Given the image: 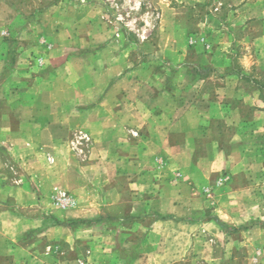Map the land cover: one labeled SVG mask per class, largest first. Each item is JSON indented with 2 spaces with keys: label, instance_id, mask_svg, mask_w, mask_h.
<instances>
[{
  "label": "rangeland",
  "instance_id": "1",
  "mask_svg": "<svg viewBox=\"0 0 264 264\" xmlns=\"http://www.w3.org/2000/svg\"><path fill=\"white\" fill-rule=\"evenodd\" d=\"M135 262L264 264V0H0V264Z\"/></svg>",
  "mask_w": 264,
  "mask_h": 264
},
{
  "label": "crops",
  "instance_id": "2",
  "mask_svg": "<svg viewBox=\"0 0 264 264\" xmlns=\"http://www.w3.org/2000/svg\"><path fill=\"white\" fill-rule=\"evenodd\" d=\"M24 86H21L20 84L18 85L17 84V82L16 83H14V84H12L11 85V88H13V90L16 92V96L18 97V95L19 94H25L24 96H26L27 95V93H28V91H29V89L27 88L28 86H26L25 84H23ZM21 90H23V92H21ZM27 97V96H26ZM31 97V96H30ZM23 106H24V108L22 107V109L24 110V109H27L28 108V106H29V109H33V105H35V103L33 102V104H32V100H31V98H29V100H27V103L25 102V101H23ZM19 105L18 104H15V100H13L12 102H11V104H10V109H11V111L13 110V109H15L16 107H18ZM25 111V110H24ZM26 114H28V113H25V117H22V121H21V123H22V125H23V127L24 128H28V126H26L25 124H28L29 122H31L32 120H35V122H37V121H39L40 123H42V124H40V126L37 128V130L36 131H30V130H20V131H15V132H12L11 133V137H13V139H15L16 141L17 140H20L21 138H23L24 140H25V138H28V137H31V136H33V137H36V138H41V137H43L44 136V132H45V129H47L48 128V122H50V121H52L53 119L52 118H50V119H48V117H27L26 116ZM105 118H109L110 119V121H114V122H116V120L118 121V123H119V125H118V128L119 129H122V130H125V129H128V121H129V117H105ZM38 119V120H37ZM19 120H21L20 118L18 119V121ZM30 131V132H29ZM90 132H92V130L90 131ZM31 135V136H30ZM15 141V143H17ZM14 143V144H15ZM25 143H26V141H25ZM127 145V144H126ZM13 147V146H12ZM126 148V147H125ZM136 169V168H135ZM132 183H135V182H132ZM135 185L137 186L138 185V182H136L135 183ZM134 185V186H135ZM139 202H141V200L140 199H136L135 200V204H140V205H137V206H139L138 207V210L136 211V210H134V209H132V210H130L128 213H126V214H124V213H121V214H113V213H110V212H108L109 214H111V216L112 217H121V218H123V217H127V216H137L138 214H140L138 211H139V209L141 208V203H139ZM121 212H125V211H121ZM151 224H153V222H151ZM150 224V225H151ZM128 245H126V248H128L127 247ZM138 261V260H137ZM136 263V262H135ZM136 264H138V263H136Z\"/></svg>",
  "mask_w": 264,
  "mask_h": 264
}]
</instances>
